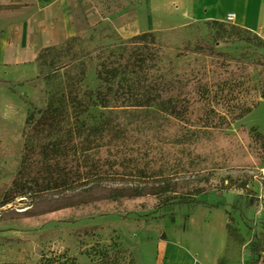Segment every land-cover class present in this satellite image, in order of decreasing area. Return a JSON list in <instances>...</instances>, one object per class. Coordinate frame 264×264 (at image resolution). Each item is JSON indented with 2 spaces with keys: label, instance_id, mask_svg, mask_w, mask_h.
<instances>
[{
  "label": "trees",
  "instance_id": "1",
  "mask_svg": "<svg viewBox=\"0 0 264 264\" xmlns=\"http://www.w3.org/2000/svg\"><path fill=\"white\" fill-rule=\"evenodd\" d=\"M210 23L217 25L215 40L264 45L247 28ZM79 38L73 34L36 53L37 66L46 76L64 67L78 70L71 78L74 85L58 97L59 104L52 98L38 115H27L19 164L8 186L11 196L76 189L89 196L73 204L79 207L76 217L83 218L202 203L198 197L210 191L247 189V182L229 171L253 162L247 152H240V140L254 143L255 152L263 155L264 136L253 126L240 125L234 133L227 128L264 98V80L253 82L251 64L200 42L192 50L195 56L172 73L162 56L164 46L151 31L88 50H75ZM92 65L99 82L95 91L84 87ZM91 105L108 110L98 124L81 118ZM152 121L154 134L143 135L141 130L152 127ZM132 130L136 139L128 137ZM39 136L42 142L35 140ZM113 176L122 181H103ZM128 177L136 181L124 180ZM107 230L104 225L79 230L104 235L90 248L96 256L91 264H136L129 248Z\"/></svg>",
  "mask_w": 264,
  "mask_h": 264
},
{
  "label": "rangeland",
  "instance_id": "2",
  "mask_svg": "<svg viewBox=\"0 0 264 264\" xmlns=\"http://www.w3.org/2000/svg\"><path fill=\"white\" fill-rule=\"evenodd\" d=\"M137 2L0 0V264H91L96 256L90 248L104 235L82 234L79 230L95 225H104L108 228L106 234L118 236L132 252L136 264H151L153 257L154 264H161L162 255L154 242L180 234L194 244L200 237L207 243L214 240L216 264H264V154H257L254 143L245 139L240 140L239 150L252 156L253 162L230 169L229 173L245 180L247 189L230 188L221 194L210 191L198 197L202 203L78 218L75 212L79 207L73 204L89 196L76 189L43 190L16 197L8 191L19 164L22 127L27 115H38L50 99L65 94L74 85L71 78L78 70L64 67L46 76L35 59L43 46L62 43L77 34L80 38L74 43L75 50H88L99 45L113 46L134 34L151 31L163 44L162 56L172 73L192 59L195 56L192 50L205 42L216 51L251 64L255 84L264 80V45L245 40L226 41L222 37L215 40L218 29L211 20L150 26L143 12L146 3L142 1L136 7ZM136 17L141 19V25ZM223 22L231 24L228 20ZM255 34L264 39L263 33ZM87 61L95 64L93 59ZM84 84L91 91L99 87L94 65L88 68ZM60 102L58 99L54 104ZM107 113L108 110L91 105L81 118L94 125ZM133 122L136 126V121ZM154 122L152 127L145 125L148 128L141 130L143 135L152 137ZM240 125L253 126L264 136V98L245 116L232 122L227 131L234 133ZM133 135L136 130L128 137L133 139ZM35 140L44 139L39 136ZM124 180L136 181L130 177ZM103 181L112 184L122 180L113 176Z\"/></svg>",
  "mask_w": 264,
  "mask_h": 264
},
{
  "label": "crops",
  "instance_id": "3",
  "mask_svg": "<svg viewBox=\"0 0 264 264\" xmlns=\"http://www.w3.org/2000/svg\"><path fill=\"white\" fill-rule=\"evenodd\" d=\"M142 1L146 3L143 10L145 22L150 26L226 21V14L232 12V24L264 34V0H139L136 7ZM59 9L63 12V8ZM136 22L141 25L139 17H136ZM213 241L207 243L206 239L200 237L195 239L194 244L184 234L168 235L166 239L156 240L154 246L162 255L161 264H216ZM154 261L153 257L151 264Z\"/></svg>",
  "mask_w": 264,
  "mask_h": 264
},
{
  "label": "built area",
  "instance_id": "4",
  "mask_svg": "<svg viewBox=\"0 0 264 264\" xmlns=\"http://www.w3.org/2000/svg\"><path fill=\"white\" fill-rule=\"evenodd\" d=\"M234 17V14L232 12H228L226 14V20L231 21Z\"/></svg>",
  "mask_w": 264,
  "mask_h": 264
}]
</instances>
